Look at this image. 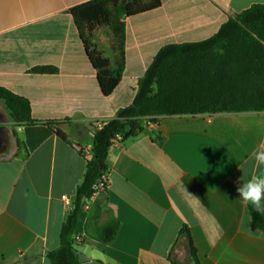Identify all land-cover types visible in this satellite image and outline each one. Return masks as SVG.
I'll return each mask as SVG.
<instances>
[{"label":"crops","instance_id":"crops-1","mask_svg":"<svg viewBox=\"0 0 264 264\" xmlns=\"http://www.w3.org/2000/svg\"><path fill=\"white\" fill-rule=\"evenodd\" d=\"M88 1L0 0V87L27 98L33 120L19 132L0 100V264H50L86 170L77 147L92 148L91 124L132 104L161 48L206 40L230 18L264 5L162 0L125 18L122 79L105 96L70 12ZM98 31L88 40L116 69L113 39ZM43 66L56 72H32ZM141 125L135 137L111 147L109 187L81 212L79 264H196L191 242L198 264H264V231L254 228L251 204L236 190L239 178L252 174V153L264 150V111L163 116ZM110 215L120 226L104 242L92 225Z\"/></svg>","mask_w":264,"mask_h":264},{"label":"trees","instance_id":"trees-1","mask_svg":"<svg viewBox=\"0 0 264 264\" xmlns=\"http://www.w3.org/2000/svg\"><path fill=\"white\" fill-rule=\"evenodd\" d=\"M162 0H90L71 8L86 53L97 70L98 82L105 96L119 85L125 65V21L130 16L161 7ZM119 16H122L119 18ZM108 26L118 39L117 68L88 40L98 28ZM32 72L55 73L56 68L35 67ZM2 100L14 122L32 123L27 98L0 87ZM264 111V5L254 4L230 18L212 37L181 44H169L159 50L143 77L131 105L93 129V157L86 161L82 182L78 185L61 230V245L48 253L50 264H79L74 235L81 212L96 193L95 186L109 177L107 159L111 147L135 137L143 130L141 121L158 122L163 116ZM63 139L65 134L49 122ZM93 123L91 124V127ZM19 145V141H18ZM80 153V152H79ZM81 154V153H80ZM110 213L109 211H107ZM252 224L264 231V214L250 205ZM103 225L93 224L104 242L116 238L120 223L113 215ZM182 232L188 234V230ZM191 254L198 264L197 251L191 242Z\"/></svg>","mask_w":264,"mask_h":264},{"label":"clouds","instance_id":"clouds-1","mask_svg":"<svg viewBox=\"0 0 264 264\" xmlns=\"http://www.w3.org/2000/svg\"><path fill=\"white\" fill-rule=\"evenodd\" d=\"M17 130L23 133L25 125H18ZM21 139H26V137L21 136ZM251 159L255 162L252 174L246 181L244 176H241L239 180L242 183L236 190L245 206L251 204L256 212L264 214V150L253 152ZM97 256H102V254L94 253L93 258Z\"/></svg>","mask_w":264,"mask_h":264},{"label":"built area","instance_id":"built-area-1","mask_svg":"<svg viewBox=\"0 0 264 264\" xmlns=\"http://www.w3.org/2000/svg\"><path fill=\"white\" fill-rule=\"evenodd\" d=\"M102 126H103V121H95V122H93V126L91 127V130L99 129ZM77 150L86 159V161L93 157L92 150L89 147L78 146ZM108 187H109V179H108V177L105 176V177H103V180L95 186V189H96L95 194L107 191ZM82 241H83V238L80 235H74L75 247H76V244H79Z\"/></svg>","mask_w":264,"mask_h":264},{"label":"rangeland","instance_id":"rangeland-1","mask_svg":"<svg viewBox=\"0 0 264 264\" xmlns=\"http://www.w3.org/2000/svg\"><path fill=\"white\" fill-rule=\"evenodd\" d=\"M122 16H119V18H121ZM99 30V31H98ZM96 31H98V33H100L101 35H102V37L107 41V37L108 38H112L113 40V45H114V47L115 46H118L120 43H118V39L117 38H115V36L112 34V32H111V30H110V28L108 27V26H104V27H101V28H98L97 30H95L94 32H96ZM93 32V33H94ZM92 33V34H93ZM88 37H89V35H88ZM118 53H119V51H118Z\"/></svg>","mask_w":264,"mask_h":264}]
</instances>
